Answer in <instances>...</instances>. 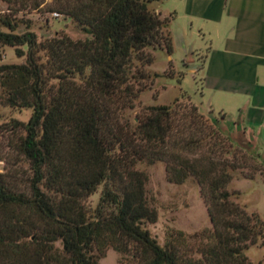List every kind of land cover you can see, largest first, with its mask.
Listing matches in <instances>:
<instances>
[{"label": "trees", "instance_id": "1", "mask_svg": "<svg viewBox=\"0 0 264 264\" xmlns=\"http://www.w3.org/2000/svg\"><path fill=\"white\" fill-rule=\"evenodd\" d=\"M2 1L0 44L25 62L0 65V102L31 115L3 129L0 264H98L108 250L126 256L119 264H251L246 252L264 237V221L228 186L246 159L240 150L264 163L253 141L203 120L195 105L173 111L177 99L134 123L126 116L158 77L147 72L152 51H172L170 18L149 9L158 0H52L83 40H39L28 26L17 33V13L44 0ZM157 162L169 183H197L210 229H168L163 245L151 236L158 214L136 167Z\"/></svg>", "mask_w": 264, "mask_h": 264}, {"label": "rangeland", "instance_id": "2", "mask_svg": "<svg viewBox=\"0 0 264 264\" xmlns=\"http://www.w3.org/2000/svg\"><path fill=\"white\" fill-rule=\"evenodd\" d=\"M52 0H44L38 10L27 8L16 15L19 22L17 33L25 31L26 27L34 32L39 40H45L55 36L65 35L73 40H83L87 36L77 29L68 17L52 10ZM149 9L160 12L161 18H170L169 32L172 39V51L168 54L164 49L152 51L153 63L147 68L150 74H157L155 82L145 90L135 102L133 110L127 112L130 122L134 123L136 115L143 113L151 106H173V111H179V106L195 105L197 113L207 117L217 118L219 126L228 132L233 127L235 114L226 113L223 120L219 119V113L207 108L206 97L202 93V71L197 67L201 65L202 58L207 50L208 43L201 37L197 30H190L188 24L179 13V0H158L149 5ZM174 11V12H173ZM7 5L0 0V16L7 15ZM170 13V14H169ZM157 14V13H156ZM1 30L4 28L0 27ZM25 50V47L22 48ZM25 57H18L15 48L0 44V65L23 64ZM169 70L173 76H168ZM1 95V90H0ZM191 102H189L188 98ZM180 109V110H179ZM29 110H14L4 107L0 102V153L3 152L7 142L4 128L11 120L26 123L30 118ZM208 122V121H207ZM237 137L244 140L238 134ZM234 149H237L234 147ZM246 159L239 161V170L232 173V180L228 186L229 191L240 193L236 201L244 205L248 212L260 215L264 221V163L258 159L250 160L252 154L239 151V156ZM4 167L0 162V173ZM144 172L148 181L146 184V196L149 205L156 209L158 219L155 224H148L146 228L151 236L163 245L168 229H175L192 235L210 229L211 224L205 205L201 199L200 189L197 183L188 179L181 185L171 184L166 180L165 163L157 162L153 165L140 163L136 167ZM253 177L252 180L249 178ZM101 189L90 197L87 203L95 207L98 203ZM246 256L251 264H264V237L260 238L256 245L250 246ZM126 256L108 250L106 257L98 264H119Z\"/></svg>", "mask_w": 264, "mask_h": 264}, {"label": "crops", "instance_id": "3", "mask_svg": "<svg viewBox=\"0 0 264 264\" xmlns=\"http://www.w3.org/2000/svg\"><path fill=\"white\" fill-rule=\"evenodd\" d=\"M179 13L208 43L207 108L235 114L229 132L253 141L264 161V0H179Z\"/></svg>", "mask_w": 264, "mask_h": 264}]
</instances>
